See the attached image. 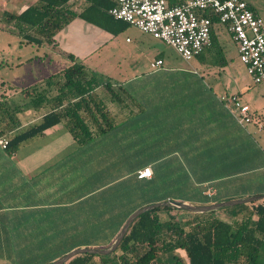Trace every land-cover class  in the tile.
<instances>
[{
  "label": "crops",
  "instance_id": "1",
  "mask_svg": "<svg viewBox=\"0 0 264 264\" xmlns=\"http://www.w3.org/2000/svg\"><path fill=\"white\" fill-rule=\"evenodd\" d=\"M36 1L26 0L18 12L9 13L18 14ZM245 1L264 21V0ZM69 4L76 12L89 5L85 0ZM100 11H91V19L75 16L52 43L33 45L46 47L68 66L73 62L68 55H73L115 89L119 102L104 97L111 126L78 142L59 123L21 141L11 152L0 147V264L7 257L12 260L13 249L28 247L32 234L41 241L44 233H99L102 239L88 245L102 248L143 206L166 200L208 205L264 194V81L245 82L243 92H233L254 117L242 125L195 70L165 59L166 43ZM0 18L4 20L2 13ZM221 27L227 32L226 44L238 55L231 34L217 22L210 44L187 62L189 67L209 68L196 58L218 46ZM157 59L163 64L152 70L150 63ZM227 63L223 59L220 64ZM45 78L28 86L6 85L9 95L3 103H26L24 89ZM43 114V109L24 108L15 115L17 125L0 137L9 139ZM143 167L151 169L149 178L137 177ZM234 176L239 178L232 180ZM257 204L264 205V199L235 205L231 211L217 210L215 216L233 222ZM161 207L155 214L164 218L176 214L185 220L195 214ZM263 248L264 239L257 259Z\"/></svg>",
  "mask_w": 264,
  "mask_h": 264
},
{
  "label": "trees",
  "instance_id": "2",
  "mask_svg": "<svg viewBox=\"0 0 264 264\" xmlns=\"http://www.w3.org/2000/svg\"><path fill=\"white\" fill-rule=\"evenodd\" d=\"M85 1L89 5L80 12L71 9L69 0H37L18 14L2 15L6 29L22 35L31 44L41 45L52 43L55 34L75 16L91 19L89 15L95 9L111 16L108 13L113 5L111 0ZM212 21L217 23V18L212 16ZM68 57L73 62L65 70L24 89L29 96L26 103H0V136L17 125L15 115L24 108L44 110L37 122L9 139L6 137L9 152L21 141L55 124H62L78 142L87 141L111 126L106 99L97 89L103 88L112 102H119L120 95L96 72L88 71L80 60L71 54ZM159 209L138 216L112 253L80 254L64 264H255L264 239L263 204H257L233 222L216 217L215 211L195 213L185 220L178 219L176 214L164 218L155 214Z\"/></svg>",
  "mask_w": 264,
  "mask_h": 264
},
{
  "label": "built area",
  "instance_id": "3",
  "mask_svg": "<svg viewBox=\"0 0 264 264\" xmlns=\"http://www.w3.org/2000/svg\"><path fill=\"white\" fill-rule=\"evenodd\" d=\"M111 1L108 12L112 17L163 41L186 61L210 44L215 16L235 41L238 58L253 83L264 81V21L245 0H184L179 4H169L167 0ZM162 64L157 59L150 68L155 70ZM220 101L240 124L253 121L250 106L237 94L221 95ZM7 145L8 139L0 137V147L5 149ZM150 176L149 167L137 171L139 178Z\"/></svg>",
  "mask_w": 264,
  "mask_h": 264
},
{
  "label": "rangeland",
  "instance_id": "4",
  "mask_svg": "<svg viewBox=\"0 0 264 264\" xmlns=\"http://www.w3.org/2000/svg\"><path fill=\"white\" fill-rule=\"evenodd\" d=\"M25 3L26 0H6L3 5H0V13L18 12L22 4ZM5 26V21L0 18L1 104L8 100L9 91L6 85L8 86L10 83L12 84L14 82H22V86H28L36 82L37 78L47 77L54 72L56 73L59 70H65V67H69L63 58L54 57L51 51L47 50L46 47H36L30 42H27L22 35L6 29ZM226 38H228L227 32L221 27V30L218 31V46L207 50L201 57L196 58L201 64H205L204 67H209L203 70L199 68V66L189 67L188 61L181 58L171 46L166 44H163L164 57L167 60L179 63L181 66L179 68L195 70L199 78L203 80L208 87H212V90L214 88L213 91H215L218 96L227 93L233 94V92L237 91L243 92V88L246 86L245 82L252 83L251 78L247 74L243 64L239 61L236 51L230 44H226ZM223 59L229 64L227 67H222L223 64H220ZM176 74L180 77L179 73ZM187 78L193 79L190 75H188ZM97 93L101 97L106 96V92L103 88H99ZM7 105H11V103L8 101ZM3 107L4 106H1V108ZM233 170V167L232 169H226V171L222 170L220 174L222 175ZM238 178V176L231 177L232 180H237ZM44 234H41V237H39L41 241L37 236L32 234L34 237L28 242L29 246L13 249L12 260H10V257H7L5 264H46L44 262L54 260L55 257L70 251V248L74 249V247L78 248L81 246L89 247L88 244L99 242L102 239L99 233H60L61 235L58 237L57 235L59 233ZM36 244L41 245L37 247ZM256 264H264V248L261 250Z\"/></svg>",
  "mask_w": 264,
  "mask_h": 264
},
{
  "label": "water",
  "instance_id": "5",
  "mask_svg": "<svg viewBox=\"0 0 264 264\" xmlns=\"http://www.w3.org/2000/svg\"><path fill=\"white\" fill-rule=\"evenodd\" d=\"M260 199H264V194L262 195H254L242 199H234V200H226V201H220L208 205H193L190 203H186L184 201H177V200H166L163 202H157L150 205L143 206L139 209H137L133 214H131L125 221L122 229L119 231L115 239L108 245L107 247H78L71 249L70 251L66 252L61 257L55 259L54 261H51L46 264H64L68 260H70L72 257L80 254H100V255H108L112 253L121 242L122 238L126 234L130 224L133 222L134 219H136L138 216H140L142 213L153 210L155 208L161 207V206H167L174 209H180L184 210L190 213H207L212 211H217L221 209H225L228 207H232L239 204H244L248 202H254Z\"/></svg>",
  "mask_w": 264,
  "mask_h": 264
}]
</instances>
